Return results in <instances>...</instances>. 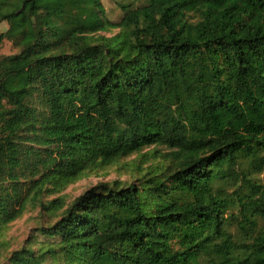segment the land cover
Masks as SVG:
<instances>
[{
  "label": "trees",
  "instance_id": "trees-1",
  "mask_svg": "<svg viewBox=\"0 0 264 264\" xmlns=\"http://www.w3.org/2000/svg\"><path fill=\"white\" fill-rule=\"evenodd\" d=\"M53 1L0 0V40L18 49L0 57L3 222L26 200L60 209L42 197L144 147L167 152L2 264H264V0H142L116 21L101 0Z\"/></svg>",
  "mask_w": 264,
  "mask_h": 264
},
{
  "label": "rangeland",
  "instance_id": "rangeland-1",
  "mask_svg": "<svg viewBox=\"0 0 264 264\" xmlns=\"http://www.w3.org/2000/svg\"><path fill=\"white\" fill-rule=\"evenodd\" d=\"M35 4L44 10H50L57 5L53 0H33ZM140 1L133 0H101L104 15L111 21H116L121 14L120 5H137ZM7 27L5 21H0V33ZM118 29L113 28L106 32H99L95 35L111 36ZM18 49L12 47L6 39L0 40V57L17 52ZM156 148L158 153L150 158L151 152ZM154 152V151H153ZM167 149L158 146H147L137 153H131L121 157L114 162L88 171L84 175L66 184L56 192L44 195L43 200H49L54 197H61L64 204L60 209L53 211H41L40 206L31 200H26L21 212L13 219L3 222L4 215L0 218V264L6 262L10 252L22 248L24 245H30L32 248L44 246L47 238L37 229L39 227L51 226L59 218L61 211L83 193L99 187L103 184L128 186L137 184L139 181L147 178L150 174H157L158 164H162V155L166 154ZM246 167V163L243 165ZM66 167V166H65ZM61 166V171L66 170ZM249 169V168H248ZM251 170V169H249ZM152 172V173H151ZM254 177L261 178V174H255ZM234 231V227H231ZM51 240V238H50ZM53 240V239H52ZM42 264H66L60 256H48Z\"/></svg>",
  "mask_w": 264,
  "mask_h": 264
}]
</instances>
